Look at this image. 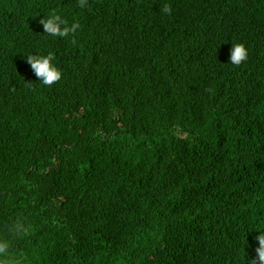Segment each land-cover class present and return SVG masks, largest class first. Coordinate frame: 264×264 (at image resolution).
Masks as SVG:
<instances>
[{
	"label": "trees",
	"instance_id": "1",
	"mask_svg": "<svg viewBox=\"0 0 264 264\" xmlns=\"http://www.w3.org/2000/svg\"><path fill=\"white\" fill-rule=\"evenodd\" d=\"M52 11L79 20L75 44L43 34ZM35 50L63 69L51 87ZM18 220L16 264H250L264 0H0V234Z\"/></svg>",
	"mask_w": 264,
	"mask_h": 264
},
{
	"label": "clouds",
	"instance_id": "2",
	"mask_svg": "<svg viewBox=\"0 0 264 264\" xmlns=\"http://www.w3.org/2000/svg\"><path fill=\"white\" fill-rule=\"evenodd\" d=\"M81 8L85 7L87 0H78ZM171 5L164 3L160 7L162 14L168 15L171 13ZM40 23L43 25V34L52 38H67L72 37V43H76L75 35L81 29L79 20L72 19L71 21L63 14L56 11L45 13L41 18ZM248 59V49L242 42L233 43L230 50V64L234 66L241 65ZM27 62L35 73L38 81L43 86L51 87L54 83L60 81L63 75V69L56 63V54L53 50L44 52L35 50L27 54ZM261 230L255 239L258 241L256 248L257 256L254 257L250 264H264V229L250 228ZM30 233V227L23 221H17L7 232L0 234V264H16V258L10 252V246L14 239H22Z\"/></svg>",
	"mask_w": 264,
	"mask_h": 264
}]
</instances>
